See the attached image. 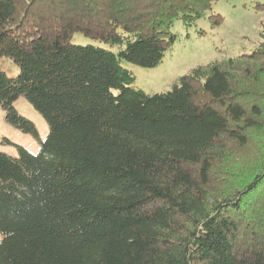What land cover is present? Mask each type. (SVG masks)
<instances>
[{"label":"trees","instance_id":"trees-1","mask_svg":"<svg viewBox=\"0 0 264 264\" xmlns=\"http://www.w3.org/2000/svg\"><path fill=\"white\" fill-rule=\"evenodd\" d=\"M215 3L0 0V57L20 69L0 67V107L41 144L0 152V264H264V23L251 53L166 92L122 66L158 67L175 23Z\"/></svg>","mask_w":264,"mask_h":264},{"label":"rangeland","instance_id":"rangeland-1","mask_svg":"<svg viewBox=\"0 0 264 264\" xmlns=\"http://www.w3.org/2000/svg\"><path fill=\"white\" fill-rule=\"evenodd\" d=\"M263 4L264 0H216L212 12L193 26L187 28L181 21L175 23L173 31L177 40L158 67L145 69L126 61H122V66L136 77L134 87L148 94L171 90L182 76L197 66L251 53L257 48L262 42ZM216 15L220 16V22ZM74 41L82 45L94 44L80 35ZM0 67L11 77L17 76L20 71L6 57H0ZM14 106L20 115L35 124L40 140L44 141L49 134V125L44 117L25 96H20ZM17 146L33 154H38L41 149L40 142L33 135L24 133L6 121L5 111L0 107V152L16 157ZM246 156L240 159L245 160L248 158Z\"/></svg>","mask_w":264,"mask_h":264}]
</instances>
